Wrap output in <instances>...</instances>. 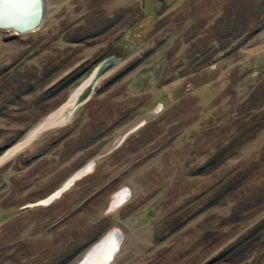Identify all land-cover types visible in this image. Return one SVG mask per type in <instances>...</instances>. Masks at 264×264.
Here are the masks:
<instances>
[{"label":"rangeland","instance_id":"obj_1","mask_svg":"<svg viewBox=\"0 0 264 264\" xmlns=\"http://www.w3.org/2000/svg\"><path fill=\"white\" fill-rule=\"evenodd\" d=\"M43 1L0 28V264H264V0Z\"/></svg>","mask_w":264,"mask_h":264},{"label":"water","instance_id":"obj_2","mask_svg":"<svg viewBox=\"0 0 264 264\" xmlns=\"http://www.w3.org/2000/svg\"><path fill=\"white\" fill-rule=\"evenodd\" d=\"M22 1H26V0H0V6L3 4H13V3H18V2H22ZM33 2V8H34V13L32 15V17L26 21H18L15 18L12 17H0V28H12L14 29L16 32H24L27 30H31L33 28H35L36 26H38V24L40 23L42 16H43V11H44V1L43 0H31ZM110 60V59H109ZM107 60H102L100 61L91 71V73L89 74L86 83L89 84V86H87L86 90L82 91L81 93H75L69 100L68 103L66 104L67 111L72 110L77 103H79L81 100L84 99V97L86 96V94L88 93L92 83L94 82V80L99 77V75L105 70V68L107 67L106 64ZM64 110V109H63ZM56 115V114H55ZM53 115V116H55ZM52 116V118H53ZM56 117V116H55ZM65 117V115L63 116ZM62 117V119H63ZM52 118L50 119L52 122ZM57 118V117H56ZM62 119H58L57 118V122H59ZM79 173V172H78ZM63 187H61L60 189L58 188L56 191H54L52 194L48 195V197H51L54 193H59L60 190L62 191ZM54 194V195H55ZM47 197V198H48ZM112 233L119 234L117 232V230H113L111 232H107L100 240H98L97 242H95L88 250L87 252L84 254V256L76 263V264H87L89 259L91 258V256L96 252V250L102 245V243L109 237V235H111ZM118 237V235H117ZM118 242H119V237L117 239V243H116V247L113 249L111 256L109 259H107L103 264H108V262L110 261V259L113 257V254L115 252V250L118 248Z\"/></svg>","mask_w":264,"mask_h":264},{"label":"bare ground","instance_id":"obj_3","mask_svg":"<svg viewBox=\"0 0 264 264\" xmlns=\"http://www.w3.org/2000/svg\"><path fill=\"white\" fill-rule=\"evenodd\" d=\"M34 13V8H33V2L31 0H26L18 3H13V4H3L0 6V17H12L17 19L18 21H26L32 17ZM68 107H64L56 117L58 119H62V117L65 115L66 110ZM53 116L52 122H57V118ZM31 135H29L30 137ZM90 168V165H87L83 171H87ZM72 180V179H71ZM69 182H67L68 184ZM66 186V185H65ZM123 191L122 193H120ZM120 196L119 194H116V199L114 200L113 203H120L126 198V192L124 190H121ZM55 194V193H54ZM51 197H48L47 199L44 198L42 202H46L50 199ZM118 234L112 233L109 235V237L102 243V245L96 250V252L91 256L87 264H103L107 259L110 258L111 253L113 249L116 247L117 243V237Z\"/></svg>","mask_w":264,"mask_h":264},{"label":"trees","instance_id":"obj_4","mask_svg":"<svg viewBox=\"0 0 264 264\" xmlns=\"http://www.w3.org/2000/svg\"><path fill=\"white\" fill-rule=\"evenodd\" d=\"M80 73H78L77 75H79ZM74 77H76V75L74 76Z\"/></svg>","mask_w":264,"mask_h":264},{"label":"flooded vegetation","instance_id":"obj_5","mask_svg":"<svg viewBox=\"0 0 264 264\" xmlns=\"http://www.w3.org/2000/svg\"><path fill=\"white\" fill-rule=\"evenodd\" d=\"M120 196V195H119Z\"/></svg>","mask_w":264,"mask_h":264}]
</instances>
